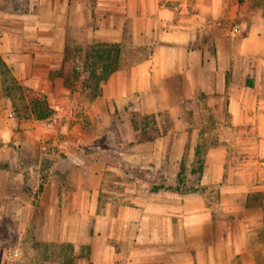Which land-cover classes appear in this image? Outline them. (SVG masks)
Instances as JSON below:
<instances>
[{"label": "crops", "instance_id": "0c3cea01", "mask_svg": "<svg viewBox=\"0 0 264 264\" xmlns=\"http://www.w3.org/2000/svg\"><path fill=\"white\" fill-rule=\"evenodd\" d=\"M15 1L0 0V56L23 86L39 96L45 94L55 110L67 116L73 112L69 106L61 109L60 103H52L65 102L69 90L63 78L50 76L62 66L70 29L82 31L84 39L79 42L84 45L93 40L122 45L131 38L138 46L152 45L151 55L130 74L126 70L111 74L93 103L126 100L151 88L167 100L178 91L186 100L201 91L224 107L229 133L219 148L206 155L217 167L212 175L205 173L203 184L219 183L225 177L235 181L234 173L239 179L242 172L230 165L264 164L263 9L237 11L240 2L234 5L230 0H99L91 8L90 0H24L26 8L20 10ZM238 20L243 25L233 24ZM234 25H240L243 34L230 40L226 31ZM54 84L58 96L53 95ZM44 121L18 118L12 110L0 114V264H7L4 243L12 246L11 238L24 239L28 233L42 243L70 244L69 255L76 264H117L123 258L119 249L123 243L129 246L126 264H160L166 256L139 259L134 252L137 245L162 244V253L170 255L178 227L212 221L208 211L193 208L199 199L160 189L147 198L139 179L120 187L116 194L120 198L110 195L108 176L120 178L126 173L106 156L80 153L79 136L69 137L67 125L58 129ZM17 128H23L30 139L22 140ZM58 131L68 134L64 140L55 137ZM52 135L54 140L41 151V156L53 158L38 196L37 210L43 212V219H33V198L18 187L23 179L18 170L24 163L21 148L27 144L39 152L35 137ZM66 172L71 173L70 192L53 174ZM226 185L221 187L230 192ZM231 187L232 193L240 194L239 184ZM155 195L165 196L166 202H156ZM22 213L24 219L16 222ZM2 216L13 218V231Z\"/></svg>", "mask_w": 264, "mask_h": 264}, {"label": "rangeland", "instance_id": "374dc122", "mask_svg": "<svg viewBox=\"0 0 264 264\" xmlns=\"http://www.w3.org/2000/svg\"><path fill=\"white\" fill-rule=\"evenodd\" d=\"M95 1L98 4L99 0H90L89 7L95 5ZM230 1L234 5L237 4L236 1L240 2L237 11H252V8H261L264 11V0ZM14 5L20 10L26 8L24 0H17ZM190 10L192 11V7ZM235 23L243 25L240 20L233 24ZM81 32L76 29L69 30L67 53L62 66L50 72L52 78L61 77L63 83L67 78L72 85L70 88L64 84L69 90L65 102L52 100L54 104L60 103L57 106L61 109L71 107L72 115L67 116L64 112L55 110L52 104L54 114L44 122L58 129L67 125L69 135H66L73 139L79 136L80 153L87 156H106L115 168L126 173L119 176L120 178L117 175L108 176L107 189L110 195L119 196L116 194L119 193L120 187H129L135 179H139L143 194L147 198L157 189L173 191L182 197L199 199L194 201L193 208L199 207L203 213L208 211L213 216L211 222L203 225L184 229L178 227L175 248L170 250L171 256L167 252L162 253V244H154L137 245L134 250L136 257L152 260L157 256H166V260L160 264H264V164L230 165L242 172L239 179H236L237 175L234 173L235 181H229L225 177L219 183L203 184L206 181L205 173L212 175L217 167L206 155L209 151L219 148L229 136L225 130L228 117L224 107H220L221 104L217 100L201 91L196 92L193 99L187 100L178 91L179 97L171 96L167 100L160 98L159 91L155 88L148 92H138L126 100H99L93 103L96 99L92 100L94 91L82 87V79L78 75L86 71L85 55L94 41L99 40L84 45L79 42L84 39ZM120 49L113 73L126 70L130 74L132 68L149 58L153 46H138L130 38ZM58 71H62V76H58ZM55 87L54 84L53 95L57 93L58 96L60 92ZM217 108L221 111L218 112ZM7 110L14 113V107L4 96L0 85V114ZM21 113L24 111L21 110ZM150 117L155 118V124L149 122L144 131L142 124L146 119L150 120ZM139 124L141 126L138 130H134ZM72 125H75V128L70 134ZM33 128L37 130L36 127ZM15 132L24 141L30 139L24 134L23 128H17ZM66 135L58 131L55 137L64 140ZM35 139L38 140L39 152L34 153L27 144L21 148L24 163L18 170L23 179L18 183V187L22 194H29L33 198L36 208L33 219L42 220L43 212L37 210L38 196L42 190L40 184L42 180L43 183L46 182L53 158L41 156V153H44V145L53 141L54 137L52 135L47 139ZM27 164L33 166V169H28ZM53 174L64 185L66 192L72 190L71 173ZM212 180L211 178L210 181ZM234 182L241 186L240 194L232 193L231 185ZM224 185L229 187L230 192H225L226 188L221 187ZM155 196L156 202H166L165 196ZM205 207L208 209L204 210ZM2 218L4 225H11L13 231V218ZM20 219H24L23 213L17 216L16 222ZM2 231L7 229L3 228ZM10 241L12 246L5 243L3 245L7 250V264H67L65 259L72 248L67 243H42L36 240L34 233H28L24 239L13 237ZM128 248L126 243L119 246L123 258L117 264H126Z\"/></svg>", "mask_w": 264, "mask_h": 264}, {"label": "trees", "instance_id": "16d2710c", "mask_svg": "<svg viewBox=\"0 0 264 264\" xmlns=\"http://www.w3.org/2000/svg\"><path fill=\"white\" fill-rule=\"evenodd\" d=\"M120 47L121 44L119 43H101L99 41H94L90 47V51L85 55L86 71L78 76H81L82 87L87 90L90 88V90L92 89L94 91H91V93L93 92L92 100L101 95V85L106 82L116 70L114 64L119 58ZM73 73H75V69L73 70ZM57 74L58 76H62V71H58ZM0 76L4 96L12 103L14 113L18 118L45 120L54 114V110L51 108L46 95L39 96L32 89L23 86L14 75L12 68L6 64L1 56ZM64 84L66 87H72L67 78L65 79ZM26 93L29 95L27 96ZM21 110H23L24 113H21ZM125 110H127V107ZM150 118L151 121L146 119L142 124L143 128H141L144 131H146L149 122L155 124V118ZM140 126L141 124L137 125V127H134V130L137 131ZM43 184L42 180L40 184L41 188H43ZM65 260H67V264H74L72 255H68Z\"/></svg>", "mask_w": 264, "mask_h": 264}, {"label": "built area", "instance_id": "2783aa9c", "mask_svg": "<svg viewBox=\"0 0 264 264\" xmlns=\"http://www.w3.org/2000/svg\"><path fill=\"white\" fill-rule=\"evenodd\" d=\"M242 34H243V30L240 25H234L232 28L226 31V36L230 38L239 37Z\"/></svg>", "mask_w": 264, "mask_h": 264}]
</instances>
